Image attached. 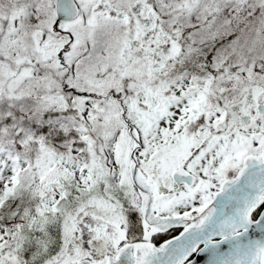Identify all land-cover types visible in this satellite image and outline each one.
Masks as SVG:
<instances>
[{
  "label": "snow or ice",
  "instance_id": "snow-or-ice-1",
  "mask_svg": "<svg viewBox=\"0 0 264 264\" xmlns=\"http://www.w3.org/2000/svg\"><path fill=\"white\" fill-rule=\"evenodd\" d=\"M0 264H264V0H0Z\"/></svg>",
  "mask_w": 264,
  "mask_h": 264
}]
</instances>
